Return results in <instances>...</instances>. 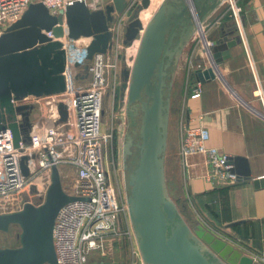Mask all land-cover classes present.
Wrapping results in <instances>:
<instances>
[{
  "label": "water",
  "instance_id": "1",
  "mask_svg": "<svg viewBox=\"0 0 264 264\" xmlns=\"http://www.w3.org/2000/svg\"><path fill=\"white\" fill-rule=\"evenodd\" d=\"M152 0H141L132 10L125 26L124 46L139 38L131 67L121 68V101L134 118L131 104L140 101L141 117L135 167L129 174L128 213L136 244L144 264H263L244 253L229 240L198 224L195 228L180 214L167 191L165 153L169 126L172 68L183 44L200 28L221 0H163L152 18L144 24L140 13ZM127 0H112L103 8L90 9L85 0H73L65 10L52 14L41 1L32 2L22 16L0 32V130L8 127L14 146L30 142L31 120L28 109H16L12 98L27 95L58 94L65 90L63 74L66 50L65 20L68 37L88 38L87 57L106 53L113 45L111 25L114 11L123 12ZM236 40L224 36L213 42L211 62L216 67L228 55ZM123 59L125 56L122 57ZM87 71V65L84 67ZM196 81H205L210 70H194ZM142 92L146 99H142ZM170 94V93H169ZM61 120L67 117L63 103L58 104ZM24 115L17 121L16 111ZM27 157L21 158V168L28 174ZM232 171L238 181L250 178L249 163L244 156H229ZM264 186V178L255 179ZM83 199L64 189L60 169L53 165L45 198L35 204L26 201L14 211L0 212V231L10 225L20 227V245L0 246V264H59L53 229L60 208L66 203Z\"/></svg>",
  "mask_w": 264,
  "mask_h": 264
},
{
  "label": "built area",
  "instance_id": "2",
  "mask_svg": "<svg viewBox=\"0 0 264 264\" xmlns=\"http://www.w3.org/2000/svg\"><path fill=\"white\" fill-rule=\"evenodd\" d=\"M36 1L43 2L52 14H58L73 0H0V32L16 22L29 4ZM85 1L94 10L103 8L112 0ZM140 2L127 0L123 12L114 11L110 27L112 48L106 53L94 54L91 60L87 57L88 38L68 37L64 20L61 41L66 50L63 72L65 90L58 94L12 98L16 109L28 105L42 107L44 103L52 113H42L39 118L31 120L30 142L20 141L18 147L14 146L7 114L6 127L0 130V200L4 203L10 204L19 196L24 199L19 201L18 197L20 205L16 209L26 201L39 204L46 193V190L43 193L39 190V179L50 175L54 164L59 169L63 166L75 171L72 178L64 174L62 183L66 192L83 199L66 203L56 216L53 237L59 264H86L91 252L104 254L110 240H133L126 198L115 187L108 171L107 142L112 132L110 127L101 131V123L105 113V96L111 94L113 98L121 80L119 62L126 47L123 44L125 26L130 13ZM227 3L235 29L246 44L241 6L236 0H227ZM207 45L212 44L208 42ZM86 65L87 71L84 68ZM201 90V82L196 81L191 96H200ZM256 92L261 94L259 88ZM59 103H63L67 111L63 121ZM49 104H52L51 108ZM16 116L18 122L23 121L21 110L16 111ZM180 130V155L184 166L189 155L202 154L208 166L205 178L212 186H227L237 181L229 155L207 143L209 130L206 127L195 125L188 118L181 122ZM23 156L27 157L28 174H24L21 168ZM256 260L264 264V253Z\"/></svg>",
  "mask_w": 264,
  "mask_h": 264
},
{
  "label": "crops",
  "instance_id": "3",
  "mask_svg": "<svg viewBox=\"0 0 264 264\" xmlns=\"http://www.w3.org/2000/svg\"><path fill=\"white\" fill-rule=\"evenodd\" d=\"M236 1L241 6L246 44L229 16L227 0H221L200 28L194 29L184 42L172 68L170 98L173 99L177 93L179 152L181 122L189 118L193 124L203 125L209 130V145L229 156L246 157L250 178L214 187L205 178L208 171L206 158L198 153L188 156L186 166L180 155L177 175L169 176L166 164L168 141L165 177L166 184L173 188L172 194L181 195L183 189V195L195 214L192 218L196 224L200 221L244 253L259 259L264 253V186L256 185L254 180L264 178V0ZM224 36L236 40V43L214 67L210 57L211 46L207 44H213ZM138 42L137 38L131 46L125 47L127 60L133 61ZM198 67L210 70L212 76L202 81L200 96L192 97L196 83L194 70ZM108 171L111 181L120 191L117 169L114 175L110 167ZM174 195L171 197L176 202ZM180 214L186 220L181 211ZM86 264H92V254Z\"/></svg>",
  "mask_w": 264,
  "mask_h": 264
},
{
  "label": "rangeland",
  "instance_id": "4",
  "mask_svg": "<svg viewBox=\"0 0 264 264\" xmlns=\"http://www.w3.org/2000/svg\"><path fill=\"white\" fill-rule=\"evenodd\" d=\"M169 1V0H167ZM163 2V0H153L152 4L148 9H146L144 24H147V22L152 18L155 11L158 9L159 5ZM149 13V14H148ZM151 13V14H150ZM143 14V13H142ZM126 49L122 50L121 56H125L123 59L120 56V72L121 68L124 65H127L128 67H131L133 61L129 58L127 60V51ZM129 56V55H128ZM134 60V59H133ZM117 89V88H116ZM111 92V89L108 90ZM166 95L171 96L170 90L168 92H165ZM176 94H174L173 99L170 98L171 104H170V112H169V126H168V149H167V155H166V164L168 167V173L169 176L171 175H177L178 171L176 169L177 161L180 158V152L179 148V131H178V113L177 110L179 109V103L176 100ZM106 104H105V113L103 116V120L101 123V131L108 129L110 127V130L112 132L111 138L108 139L107 145H108V152H107V161L109 163V167L111 170V174H115V169H117V180L120 183V193L123 197L127 198L129 194V174L132 171V169L136 165L137 161V154H138V148L134 143H137V140L139 136L137 135V131L139 129L140 125V116L135 117V121H133L132 117L130 116L128 112V107L126 102H120L119 99H116V96L112 98L111 94H107L105 96ZM41 106H32L28 105L31 108L28 109L30 120H34V118H39L42 113H45L46 115L48 113H52L51 110L48 111L47 105L42 103ZM52 104H49L48 107L51 108ZM131 107V106H130ZM135 106H132L135 110ZM166 154V153H165ZM60 173L62 174L63 178L65 175L67 177L72 178L75 174V171L73 168H66L61 166L60 167ZM65 174V175H64ZM39 181L41 182V185H39V190L43 193L47 189V186L50 182V175H43L40 177ZM180 181H178L179 183ZM169 183V179H168ZM177 185V182H175ZM167 191L169 195H174L173 188H170L169 184L167 185ZM181 195H174L176 199V203L182 212V214L186 217V221L191 224L193 228H195L198 224L193 220L192 215L195 216L193 213V210L191 208V205L185 195H183V189H182ZM19 197V196H18ZM17 197V199H18ZM20 200H23L24 198ZM17 199H14L9 203H4L2 200H0V212H6V211H14L18 205H20L17 202ZM197 221V220H196ZM199 224L205 227L206 229H209L203 223L199 221ZM20 227L18 224H12L10 225L8 231L3 232L0 231V246L5 247H17L20 245ZM132 242L128 239H122V242L120 243V240H113L109 241L107 244V247L105 248L104 254H100L97 251L91 252L92 254V264H144L141 258V254L137 247V242L135 236L132 238ZM134 242V244H133ZM89 255V257H90ZM102 261V262H101Z\"/></svg>",
  "mask_w": 264,
  "mask_h": 264
},
{
  "label": "flooded vegetation",
  "instance_id": "5",
  "mask_svg": "<svg viewBox=\"0 0 264 264\" xmlns=\"http://www.w3.org/2000/svg\"><path fill=\"white\" fill-rule=\"evenodd\" d=\"M113 21H114V18H113ZM121 92H122V79L118 83L116 93H115L116 99L118 98L120 102H122L121 101ZM142 99H144V100L146 99V96L144 95L143 92H142ZM135 105H136L135 110L133 109L135 112L134 118H132L133 121H135V117H137V116L141 117V114H142L140 101H137V102L131 104V107L135 106ZM127 109H129V108H127ZM135 145H136V143H134V147H135Z\"/></svg>",
  "mask_w": 264,
  "mask_h": 264
},
{
  "label": "bare ground",
  "instance_id": "6",
  "mask_svg": "<svg viewBox=\"0 0 264 264\" xmlns=\"http://www.w3.org/2000/svg\"><path fill=\"white\" fill-rule=\"evenodd\" d=\"M152 1H153V0H152ZM147 9H148V8H147ZM145 10H146V9H145ZM145 10L142 11V12L140 13V17H141V20H142V21H144V19H145V17H146L145 15H147ZM142 13H143V14H142ZM148 14H149V13H148ZM150 14H151V13H150Z\"/></svg>",
  "mask_w": 264,
  "mask_h": 264
}]
</instances>
